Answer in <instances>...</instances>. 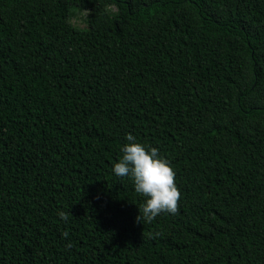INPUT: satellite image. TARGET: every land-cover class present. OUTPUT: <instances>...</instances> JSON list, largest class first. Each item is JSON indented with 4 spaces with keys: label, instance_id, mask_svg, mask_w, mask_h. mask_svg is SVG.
Masks as SVG:
<instances>
[{
    "label": "trees",
    "instance_id": "1",
    "mask_svg": "<svg viewBox=\"0 0 264 264\" xmlns=\"http://www.w3.org/2000/svg\"><path fill=\"white\" fill-rule=\"evenodd\" d=\"M0 264H264V0H0Z\"/></svg>",
    "mask_w": 264,
    "mask_h": 264
},
{
    "label": "clouds",
    "instance_id": "2",
    "mask_svg": "<svg viewBox=\"0 0 264 264\" xmlns=\"http://www.w3.org/2000/svg\"><path fill=\"white\" fill-rule=\"evenodd\" d=\"M126 141L121 147L122 156L113 165V172L116 176L130 177L135 191L145 197L138 221H151L162 212L175 213L181 193L171 163L159 154L157 147L138 141L132 133L126 134ZM57 214L62 219L67 218L63 210ZM68 235L67 231L62 233L63 237ZM71 246L70 241L65 245L66 248Z\"/></svg>",
    "mask_w": 264,
    "mask_h": 264
}]
</instances>
